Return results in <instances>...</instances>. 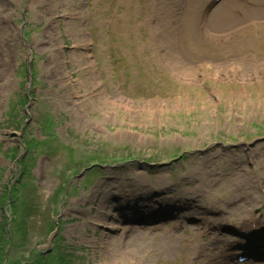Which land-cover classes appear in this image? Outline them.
Returning a JSON list of instances; mask_svg holds the SVG:
<instances>
[{"label": "rangeland", "instance_id": "obj_1", "mask_svg": "<svg viewBox=\"0 0 264 264\" xmlns=\"http://www.w3.org/2000/svg\"><path fill=\"white\" fill-rule=\"evenodd\" d=\"M0 143L10 262L223 263L230 227L264 213V0H0ZM89 151L130 155L88 182Z\"/></svg>", "mask_w": 264, "mask_h": 264}, {"label": "trees", "instance_id": "obj_2", "mask_svg": "<svg viewBox=\"0 0 264 264\" xmlns=\"http://www.w3.org/2000/svg\"><path fill=\"white\" fill-rule=\"evenodd\" d=\"M44 144H47V141H44ZM43 143V142H42ZM16 153V152H15ZM98 153V154H96ZM96 153H88L87 154V158L80 161L77 164V171H79L81 168H86L90 165H95L94 170L98 169L101 165H106V164H111L113 158L106 154H103L101 152H96ZM16 157V154H15ZM74 157H70L69 159L72 161ZM24 160H21L19 163L23 164ZM72 164V163H71ZM73 174H77L76 171L72 172ZM22 184V183H21ZM12 192V196H13V203L9 209L10 213H11V226H10V234L11 237L9 236V233L6 229V226L8 224V219L4 218L1 222H0V264H4L5 258H6V253L9 250V246L11 244V242L13 243V249L14 250V245L17 242V237L19 233L24 232V230L22 228H24V225L19 221V216H17L19 209L22 207V204H20L18 202L19 198L16 195H14V192H17V189H15V187H13L11 189ZM7 193V191H6ZM7 196V194H5V197ZM7 202H5L4 204H2V206H6ZM51 229L53 230L56 227V223L52 222L51 223ZM50 229V230H51ZM60 252L59 253H52L50 255V253L48 255H43L42 252H38L35 253L36 255L33 257V259L29 262L30 264H54V262H56V264H69V262L66 261V257L65 255L61 252L60 248H57ZM40 259V261H37V259ZM10 260L11 257H10ZM8 264H15L13 262H10Z\"/></svg>", "mask_w": 264, "mask_h": 264}, {"label": "bare ground", "instance_id": "obj_3", "mask_svg": "<svg viewBox=\"0 0 264 264\" xmlns=\"http://www.w3.org/2000/svg\"><path fill=\"white\" fill-rule=\"evenodd\" d=\"M138 185H139V184H138ZM138 185H137V186H138ZM133 187H135V185H132V184H131V185H129V186L126 187V188H127V189H133ZM127 192H128V193H131V194L134 193V192H130V191H127ZM172 201H174V197L172 198ZM169 203H172V202H169ZM249 219L252 220L253 218H249ZM260 222H261V221H258V220H257V222H256L255 224L258 225V226H260V225H261V224L259 225ZM253 223H254V222H253ZM236 225H238V226H240V227H242V228L247 226V225H245V224H236ZM244 248H247V246H245ZM225 251H226V250H223V249H222V252H225Z\"/></svg>", "mask_w": 264, "mask_h": 264}]
</instances>
